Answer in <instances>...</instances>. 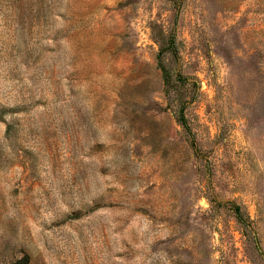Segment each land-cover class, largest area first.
Returning a JSON list of instances; mask_svg holds the SVG:
<instances>
[{
  "label": "rangeland",
  "instance_id": "1",
  "mask_svg": "<svg viewBox=\"0 0 264 264\" xmlns=\"http://www.w3.org/2000/svg\"><path fill=\"white\" fill-rule=\"evenodd\" d=\"M0 264H264V0H0Z\"/></svg>",
  "mask_w": 264,
  "mask_h": 264
}]
</instances>
